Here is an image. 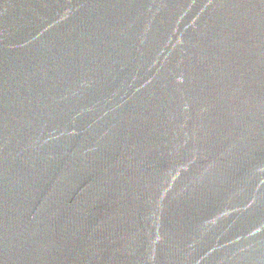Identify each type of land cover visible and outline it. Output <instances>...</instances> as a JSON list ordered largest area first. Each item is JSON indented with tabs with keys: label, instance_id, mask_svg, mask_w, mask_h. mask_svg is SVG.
I'll list each match as a JSON object with an SVG mask.
<instances>
[{
	"label": "water",
	"instance_id": "95a60500",
	"mask_svg": "<svg viewBox=\"0 0 264 264\" xmlns=\"http://www.w3.org/2000/svg\"><path fill=\"white\" fill-rule=\"evenodd\" d=\"M0 264H264V0H0Z\"/></svg>",
	"mask_w": 264,
	"mask_h": 264
}]
</instances>
